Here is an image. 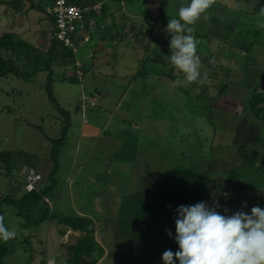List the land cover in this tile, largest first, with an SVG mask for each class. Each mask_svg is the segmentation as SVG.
<instances>
[{"label":"rangeland","instance_id":"1","mask_svg":"<svg viewBox=\"0 0 264 264\" xmlns=\"http://www.w3.org/2000/svg\"><path fill=\"white\" fill-rule=\"evenodd\" d=\"M117 1L108 0L106 5L119 16L127 13L147 19L160 15L157 5L150 8L147 0H124V5ZM168 3L169 12L154 23L153 34L144 40L152 49L155 40L161 43L164 66H157L155 60L160 59L154 53L153 59L141 62L147 54L142 36L139 42L112 44L108 32L109 41L100 43L98 35L95 42L78 49L80 67L88 70L82 80L69 60L54 62L52 91L73 122L58 149L59 169L52 178L53 142L61 138L65 118L48 99V73L31 81L0 79V193L17 200L27 193L20 177L24 168L42 175L40 188L57 183L47 194L55 216L70 225L80 220L93 223L96 256L84 257V264L145 262L133 258L131 251L145 246L154 257L160 234L166 236L168 246L172 244L176 213H167L149 231L132 222L136 211L153 199L158 186L174 171L181 170L190 183L203 176L204 181L194 185L205 187L198 202L223 215L240 210L250 214L257 205L264 208V129L248 106L253 88L264 78V28L257 26L258 21L264 22L258 15L264 0H216L214 19L231 21L234 27L210 19L190 26L192 31L187 34L198 42L201 72L206 71L208 79L187 86L158 75L172 69L170 54H166L171 53V36L165 29L169 17L177 15L175 0ZM32 5L37 11L30 10ZM48 5V0H22L15 9L2 7V31L15 32L48 51L52 38V26L44 14ZM111 25L109 16L106 27ZM135 25L143 29L140 20ZM255 31L260 34L256 36ZM252 43H256L252 51H242ZM97 49L95 58H90ZM173 70L177 76L178 70ZM83 97L93 106L85 112ZM82 128L89 132L83 146L79 144ZM94 133L96 138L91 137ZM2 209L5 226L16 232L15 238L5 242L9 254L3 264H41L42 251L47 253L46 260L71 264L80 231L71 232L58 221L30 229L24 227L26 222L18 218L14 207L3 205ZM142 236L147 237L146 243L132 242ZM148 264L163 263L153 260Z\"/></svg>","mask_w":264,"mask_h":264},{"label":"trees","instance_id":"2","mask_svg":"<svg viewBox=\"0 0 264 264\" xmlns=\"http://www.w3.org/2000/svg\"><path fill=\"white\" fill-rule=\"evenodd\" d=\"M22 0H14L13 2L0 1V9L9 5L12 8H16L17 5L21 3ZM56 0H48L49 5L45 7L44 14L46 19L50 22L52 26V38L49 40L50 47L48 51L41 50L38 46L29 43V41L20 38L15 32H3L0 26V79L8 78V77H16L18 79L24 81H31L38 74L43 72L48 73V83L46 85V92L48 95V99L55 105L59 112L64 116L65 120L62 126V136L59 140L53 142V148L51 152L50 160L54 164L52 178L55 172L59 169L58 161H59V152L58 149L61 145L66 142L67 135L71 128V117L68 112L61 109L59 106L53 91H52V83H53V64L56 60H69L71 65L75 67L76 55L73 53L71 49L65 48L62 43H60L56 38V30H55V20L52 16L48 15L47 8L51 7ZM71 3L79 6V7H88L95 5L99 2L103 4V9L99 15L93 13L89 14L85 19V30L90 36L89 42L84 46L87 47L92 42H95L96 38L99 36L100 43L109 41L113 44H123L127 43L128 40L140 41L139 37L142 36L141 45H144V51L147 53L145 59L141 60V62H145L153 59V53L156 54L158 59L155 62L158 64L157 66H164V62L162 61V57L164 54L160 52L161 43L156 41V48L152 49V45L146 43L145 37L147 34H153L154 23L159 20V18L147 17V19H141L140 17L130 18L127 13H123L122 15H118L115 13H119L113 7H108L106 4L108 0H70ZM110 1V0H109ZM117 1V0H116ZM118 2V1H117ZM122 4V3H121ZM30 10H36L35 6L32 5ZM37 11V10H36ZM42 12V11H41ZM111 16L112 25L110 27L107 26V19ZM1 17V16H0ZM215 18V17H214ZM137 19L141 21L142 30H138L135 22ZM132 24H128L131 22ZM216 23H225L227 26L232 25L231 21H223L220 18L213 19ZM229 23V24H227ZM145 27L147 30L145 31ZM106 32L111 33L110 36H106ZM255 35H259V31L254 32ZM132 35V37H131ZM82 38V37H81ZM48 41V40H47ZM256 43H252L251 45L245 46L242 51H252L253 47ZM135 48V47H134ZM99 49V48H98ZM97 51H93L92 58L94 59ZM157 52V53H156ZM171 52V51H170ZM171 54V53H166ZM140 62V63H141ZM168 65L171 66L170 61ZM143 69L138 71L137 76L140 77L144 71ZM170 73H160L157 74L161 76H168L169 79L176 80L177 76L174 74L173 66ZM86 69V68H85ZM83 69V75H87L88 70ZM158 70V69H157ZM156 70V71H157ZM145 75V74H144ZM66 79V77H65ZM77 79V78H76ZM75 77H68L70 81H76ZM79 80V78H78ZM264 78L263 80L255 85L252 91L251 99L248 102V106L251 108V114L255 118V120L261 122V128L264 129ZM222 92V91H221ZM84 103V102H83ZM91 107L88 105V108ZM86 122V121H85ZM256 140V139H255ZM253 142V141H250ZM243 149V148H241ZM242 151V150H240ZM39 173V172H38ZM178 173L179 175H176ZM181 170L174 171L168 177V179L158 186V190L153 199L143 207L136 216V221L141 230L147 229L149 231L155 224L160 223L161 218H167V213H176L175 210L180 205H193L198 202L202 196L205 194V187L197 185L198 180L204 181V177L200 176L196 178L190 183L188 180L184 179V176L181 175ZM184 179V181H183ZM188 179V178H186ZM190 179V178H189ZM171 180L174 181L173 185H171ZM184 182H189L190 184L185 185ZM57 183L52 182L47 188H40L35 192L24 194L21 199L17 200L11 197L10 195H2L0 193V215L4 216L5 223V214L2 209L3 205L12 206L15 209V214L18 218L24 220L25 226L30 229H39L43 224L47 222L58 221V224L62 225L65 223V227L69 228L74 232L80 231L81 236L78 239L76 246L73 248L74 250V260L71 261V264H84L82 260L84 257L92 258L95 255L97 250V243L94 238L95 231L92 229L93 223L89 220H80L76 223L69 224L67 222L62 221L60 218L55 216V211L53 210V206L50 204L47 194L50 189L56 186ZM40 186V185H39ZM51 191V190H50ZM170 206V207H169ZM176 218V215H175ZM66 220V219H65ZM160 220V221H159ZM168 219L164 220L166 222ZM175 219L172 220L174 222ZM61 235H64L63 233ZM173 250H178V244L175 242L173 244ZM9 254L8 244L0 241V264H3V260ZM43 260L41 264H47V253L42 251Z\"/></svg>","mask_w":264,"mask_h":264},{"label":"clouds","instance_id":"3","mask_svg":"<svg viewBox=\"0 0 264 264\" xmlns=\"http://www.w3.org/2000/svg\"><path fill=\"white\" fill-rule=\"evenodd\" d=\"M215 3L216 0H186L177 16L168 19L165 31L171 36L169 61L178 70L177 86L208 79L207 72H201L198 42L187 33L192 31L191 25L210 19L208 13ZM258 15L264 17V7ZM257 26L264 28V22L258 21ZM175 212L178 250L164 251V264H175L176 260L179 264H264V208L257 205L250 214L240 210L223 215L205 202H198L180 205ZM167 235L172 236L170 230ZM15 236L0 215V241L7 242Z\"/></svg>","mask_w":264,"mask_h":264},{"label":"built area","instance_id":"4","mask_svg":"<svg viewBox=\"0 0 264 264\" xmlns=\"http://www.w3.org/2000/svg\"><path fill=\"white\" fill-rule=\"evenodd\" d=\"M121 3L124 5V0H121ZM102 9L103 4L101 2L83 8L71 3L70 0H56L51 7L47 8L48 15L55 20L57 40L76 55L75 67L78 71L79 80H82L84 75H82L83 69L80 67L81 63L77 57V51L90 40V36L85 30V19L89 14L99 15ZM89 57L92 58V54ZM83 102L84 112L88 109V105L93 107L84 97ZM20 175L25 183L27 193L35 192L43 180L42 175L32 168H24ZM47 264H56V262L47 260Z\"/></svg>","mask_w":264,"mask_h":264},{"label":"crops","instance_id":"5","mask_svg":"<svg viewBox=\"0 0 264 264\" xmlns=\"http://www.w3.org/2000/svg\"><path fill=\"white\" fill-rule=\"evenodd\" d=\"M147 2L149 3V5H150V8L152 7V5H157V7H158V9L160 10V15L157 17V18H160L159 20H161L162 18H163V16L165 15V13H167V12H169V9H170V5H169V0H158V1H153V0H147ZM175 6H174V11H175V13H176V15L178 14V9H179V7L182 5V4H184L185 2H186V0H175ZM189 2H190V0H189ZM213 7H215V5L213 6ZM213 7L209 10V13H208V15H209V17H210V20H213L214 19V17H213V11H212V9H213ZM151 10V9H150ZM130 16V18H136V15H129ZM203 20V19H202ZM204 21V20H203ZM203 26H204V24H202ZM92 66H95V65H92ZM71 121H72V119H71ZM73 122V121H72ZM86 129L85 128H82V131H81V138H80V145L81 146H83V144L85 143V140H87L89 137V135H86ZM89 132H87V134H88ZM95 134V133H94ZM93 134V135H94ZM91 137L92 138H96L97 137V135L95 134V136H92L91 135ZM145 207V206H144ZM142 209V208H141ZM141 209H138L137 211H136V213H135V215H134V218H133V222L132 223H134L135 225H137L138 227H139V225H138V223H137V221H136V216H137V214H138V212L141 210ZM160 223H162V222H160ZM163 225H164V223H163ZM167 225H171V223H169V224H167ZM67 228V227H66ZM69 229V228H68ZM70 230V229H69ZM71 231V230H70ZM72 232V231H71ZM74 233H78V232H74ZM61 234V233H60ZM80 234V233H79ZM172 234H173V231H172ZM174 234H175V230H174ZM175 236H176V234L175 235H173V238L171 239V245L170 246H168L167 245V243L165 242L167 239H166V236H164L163 234H160V237H159V239H158V241L156 242V247H158V249H159V251H157L156 252V254H155V256L154 257H151V256H149L148 254V252H150V251H148V250H146L145 249V246L143 247V248H139L140 250H134V248H133V250L131 251L133 254H134V256H133V258H137V259H144V260H146L145 262H141V261H137L136 262V260H132V262L130 261L128 264H136V263H138V262H141V263H138V264H148V263H151V262H153V260H157V261H160V262H162L163 264H164V262H163V260H162V254H163V252L164 251H166V250H172L173 251V253H175L176 252V250H173V244L175 243ZM65 238V237H64ZM147 237L146 236H142V237H134L133 239H132V242H135V241H137V242H143L144 241V243H146L147 241ZM149 242V241H148ZM149 244V243H148ZM144 245H146V244H144ZM150 245V244H149ZM149 245H147V248H151V245L149 246ZM139 253H141V254H139ZM96 256V255H95ZM140 257H143V258H140ZM147 260H149V262H147ZM123 264V263H122ZM125 264H127V262L125 261ZM175 264H179V261L178 260H176L175 261Z\"/></svg>","mask_w":264,"mask_h":264}]
</instances>
